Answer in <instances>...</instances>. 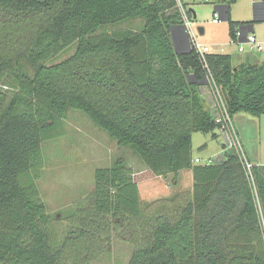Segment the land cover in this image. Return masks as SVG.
Returning a JSON list of instances; mask_svg holds the SVG:
<instances>
[{"label":"trees","instance_id":"obj_1","mask_svg":"<svg viewBox=\"0 0 264 264\" xmlns=\"http://www.w3.org/2000/svg\"><path fill=\"white\" fill-rule=\"evenodd\" d=\"M224 2L232 39L238 27L254 30L232 18L236 0ZM135 18L142 28L123 26ZM182 23L177 0H0V264H93L128 232V264H264V163L250 159L251 179L226 142L213 163L195 162L193 134L218 137L220 124L202 94L199 53L175 47ZM207 58L231 115H264V59ZM71 109L155 174L192 170L193 187L146 203L120 158L96 169L64 231L38 180L44 144L66 134Z\"/></svg>","mask_w":264,"mask_h":264},{"label":"rangeland","instance_id":"obj_2","mask_svg":"<svg viewBox=\"0 0 264 264\" xmlns=\"http://www.w3.org/2000/svg\"><path fill=\"white\" fill-rule=\"evenodd\" d=\"M183 1L191 12L194 28L204 27L205 32L199 33V40L210 46V53H231L237 63L248 51L252 52L248 44L245 45V52L238 49L239 43L232 40L229 22L223 19V15L218 23L214 22L216 6L223 0ZM261 1L236 0L232 4L233 19L254 21V33L258 40L264 35V23L259 19L256 4ZM144 24L143 18H135L127 20L123 26L140 29ZM107 30H112V27ZM76 48L77 43L71 44L53 61L69 57ZM234 122L248 158L264 163V115L240 112L235 115ZM218 134V137H214L212 133L193 134V155L195 158H202L200 163H204L209 157L217 158L223 153L226 139L221 130H218ZM44 154L46 166L38 185L49 213L58 217L56 223L64 231L73 224L72 215L76 208L88 203V196L95 188L96 169L111 166L120 158L134 171L141 196L146 203L171 197L179 189L193 187L192 170L181 171L177 178L173 174H155L132 148L120 145L106 131L97 127L84 112L76 109L68 112L66 134L47 141L44 144ZM102 249L105 251L92 260L93 264H128L134 250L130 232L112 235L110 246Z\"/></svg>","mask_w":264,"mask_h":264},{"label":"built area","instance_id":"obj_3","mask_svg":"<svg viewBox=\"0 0 264 264\" xmlns=\"http://www.w3.org/2000/svg\"><path fill=\"white\" fill-rule=\"evenodd\" d=\"M177 1H178V7L181 11L183 18L182 25L190 41L191 49H195L199 53L202 62L205 64V66L208 69V72L205 76L206 79L208 80V83L205 85L209 86V91L214 99L215 111H213V113L215 115V119L220 124V130L222 131L226 139V143L228 144L229 147H232L237 151L248 176L252 179L253 177L252 167L254 163L250 160V158H248L244 150L243 142L235 126L234 117L231 115L228 109L223 91L221 87L217 84L213 73L209 69L207 56L211 52V48L210 46L202 43L199 40L200 30L199 28L198 29L194 28L190 12L188 11L187 6L184 4V1L183 0H177ZM223 14L224 12L222 11V9L216 10L214 13V22L218 23ZM232 40L234 42L239 43L238 49L241 52H245L246 44L250 45V49L252 51L259 52L264 49L263 44L258 40L257 35L254 33V31H246L242 27H238L236 31V37L233 38ZM196 162L198 163L202 162V158L196 157ZM213 162H214V158L212 157H209L204 161L205 164H211Z\"/></svg>","mask_w":264,"mask_h":264},{"label":"crops","instance_id":"obj_4","mask_svg":"<svg viewBox=\"0 0 264 264\" xmlns=\"http://www.w3.org/2000/svg\"><path fill=\"white\" fill-rule=\"evenodd\" d=\"M256 4L258 6L257 9H258L259 19H260V21H262V23H264V0H262L261 2H258ZM225 5L226 4H225V2L223 0L222 3H220L219 6H216V10L222 9V11L224 12L223 15H225ZM253 29H254V26H253ZM244 30H246V31H254L255 29L252 30L251 25H250V26L244 27ZM173 38H174V42H175V46H176L177 51L186 52V51L191 50L190 41L188 39V36H187V34L185 32V29L182 26V24L178 25L173 30ZM259 41L263 44V48H264V35H261V40H259ZM263 59H264V49L262 51H259V52L258 51H256V52H253V51L249 52L248 51V53L244 55V58L241 61H238L237 64L241 63V62H244V61H247V60H251V61L255 62V61H260V60H263ZM201 90H202V93L204 94L203 97L205 99L206 105L209 108H211L213 111H215L214 99H213L212 94L209 91V86L206 85L204 87V85L201 84ZM234 118H235V116H234ZM252 161L254 163H258V162H256V160L252 159ZM259 163H262V162H259Z\"/></svg>","mask_w":264,"mask_h":264},{"label":"water","instance_id":"obj_5","mask_svg":"<svg viewBox=\"0 0 264 264\" xmlns=\"http://www.w3.org/2000/svg\"><path fill=\"white\" fill-rule=\"evenodd\" d=\"M224 20H228V17H223ZM183 26V25H182ZM199 30H200V33H204L205 32V29L204 27H199ZM172 35H173V31H172ZM176 47V46H175ZM192 76V75H191ZM200 83L202 85H205L208 83V80L206 79V77H204V79L202 81H200Z\"/></svg>","mask_w":264,"mask_h":264}]
</instances>
